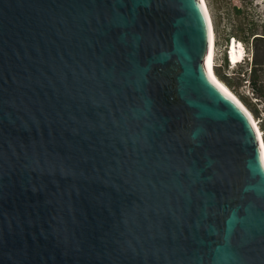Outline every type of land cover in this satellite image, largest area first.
Returning a JSON list of instances; mask_svg holds the SVG:
<instances>
[{"label":"water","instance_id":"obj_1","mask_svg":"<svg viewBox=\"0 0 264 264\" xmlns=\"http://www.w3.org/2000/svg\"><path fill=\"white\" fill-rule=\"evenodd\" d=\"M210 33L203 0H0V264H264Z\"/></svg>","mask_w":264,"mask_h":264},{"label":"rangeland","instance_id":"obj_2","mask_svg":"<svg viewBox=\"0 0 264 264\" xmlns=\"http://www.w3.org/2000/svg\"><path fill=\"white\" fill-rule=\"evenodd\" d=\"M206 2L216 33L215 73L249 108L262 131L264 129V98L260 99L253 93L249 83V73L250 63L255 57L253 37L264 34V0H206ZM232 37H236L237 41H241L246 48L249 63L230 67L226 62ZM259 46L258 60L263 63L259 67L258 79L264 84V41ZM234 68L237 71L243 69V72L248 71V73L244 76L242 72L234 71Z\"/></svg>","mask_w":264,"mask_h":264},{"label":"bare ground","instance_id":"obj_3","mask_svg":"<svg viewBox=\"0 0 264 264\" xmlns=\"http://www.w3.org/2000/svg\"><path fill=\"white\" fill-rule=\"evenodd\" d=\"M203 3L205 5V8L207 10V13L209 15L210 18V22H211V33H210V45H209V50H208V54H207V58H206V62H207V70L210 73L211 77L214 79V81H216V83H218L220 86L223 85V88L226 89V91L232 95L242 106L243 108H245V110L248 112L256 130L257 133L259 135V139L261 142V147H262V151H263V156H264V137L262 135V131L258 125V123L256 122L255 117L253 116V114L251 113V111L249 110V108L244 104V102L231 90L227 87V85H225L217 76V74L215 73V66H214V60H215V46H216V35H215V28H214V23H213V19H212V15L210 13L209 7L207 5L206 0H203ZM240 44V45H239ZM229 52H228V56L230 58V63H234L236 66L238 64V62H240V60L243 58L244 55V49H243V44L241 41L237 42V39L234 38L231 41V46L229 47Z\"/></svg>","mask_w":264,"mask_h":264},{"label":"trees","instance_id":"obj_4","mask_svg":"<svg viewBox=\"0 0 264 264\" xmlns=\"http://www.w3.org/2000/svg\"><path fill=\"white\" fill-rule=\"evenodd\" d=\"M215 35H216V33H215ZM263 35L253 37V46H254V54L253 55L255 57L252 60V62L250 63L251 64V69H250V73H249V77H250L249 78V83H250V85L252 87L253 93L257 94L260 99L264 98V84L261 83L260 80L258 79V71L260 70L259 67H260V64L263 63V62H259V60H258V52H259V47H260L259 44L264 41V36ZM234 38H236V37H234ZM230 40H231V38L229 39V42L227 43V48H228V45L230 43ZM226 57L228 58V54H227ZM226 57H225V59H226ZM249 61H250L249 55L246 54L244 56V58L242 59V61L238 62L237 65L249 63ZM226 62L228 63V60H226ZM241 70L237 71V69H235L234 71L242 72L244 74V76L246 75L245 73H248V71L243 72V69H241ZM262 131H263V134H264V129Z\"/></svg>","mask_w":264,"mask_h":264},{"label":"built area","instance_id":"obj_5","mask_svg":"<svg viewBox=\"0 0 264 264\" xmlns=\"http://www.w3.org/2000/svg\"><path fill=\"white\" fill-rule=\"evenodd\" d=\"M233 39H234V37H232V40H233ZM237 42H238V41H237ZM244 53H245L244 55H246V53H247L246 48H244ZM227 60H228V65H229L230 67H235V66H234V65H235L234 63H232V62L230 63V58H229V57L227 58Z\"/></svg>","mask_w":264,"mask_h":264},{"label":"snow or ice","instance_id":"obj_6","mask_svg":"<svg viewBox=\"0 0 264 264\" xmlns=\"http://www.w3.org/2000/svg\"><path fill=\"white\" fill-rule=\"evenodd\" d=\"M220 87L223 88V85H221ZM225 91H226V89H225Z\"/></svg>","mask_w":264,"mask_h":264}]
</instances>
